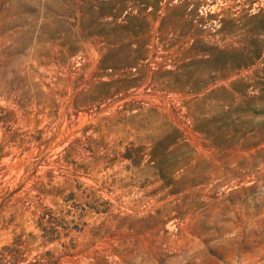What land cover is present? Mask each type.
Segmentation results:
<instances>
[{"label": "rangeland", "instance_id": "1", "mask_svg": "<svg viewBox=\"0 0 264 264\" xmlns=\"http://www.w3.org/2000/svg\"><path fill=\"white\" fill-rule=\"evenodd\" d=\"M0 264H264V0H0Z\"/></svg>", "mask_w": 264, "mask_h": 264}]
</instances>
